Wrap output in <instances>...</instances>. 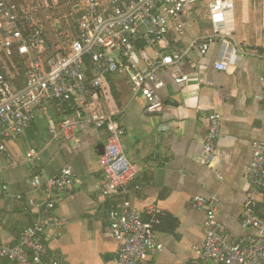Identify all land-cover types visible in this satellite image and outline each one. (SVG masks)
<instances>
[{"label":"crops","instance_id":"1","mask_svg":"<svg viewBox=\"0 0 264 264\" xmlns=\"http://www.w3.org/2000/svg\"><path fill=\"white\" fill-rule=\"evenodd\" d=\"M210 1L192 0L179 18L181 28L171 26L166 36L165 54L189 51L176 69L158 73L165 83L159 92L162 110L147 113L146 101L138 92L133 94L118 74L107 81L116 98L104 90L93 102L101 115L116 116L123 129L124 153L141 169L129 185L126 199L144 220L148 207L159 210L160 224L154 234L162 250L149 253L145 264H201L192 249L204 243L205 212L194 207L195 198L212 203L217 229L230 243L255 236L257 231L243 228L241 220L246 211L260 218L264 209L263 192L252 188L247 177L252 145L264 147V87L260 82L264 77V0H234L236 53L230 56L225 72L214 68L219 62L218 44L210 45L204 57L190 47L210 31L206 11ZM140 67L144 70L142 63ZM195 71L201 72L202 84L192 81L181 88L174 83L173 77L179 74L194 80ZM49 111L59 118L56 107ZM212 112L222 120L221 156L205 167L200 158L207 117ZM104 137V131L83 126L78 146L51 142L40 118L22 139L8 144L18 160L24 159L29 148L39 150L41 159L33 166L21 163L6 169L0 156V187L8 188L7 195L0 191V244L14 245L20 232L35 221L32 211L12 200L16 195L23 202L43 198V191L30 185L33 169L54 176L66 167L77 180L70 191L58 196L45 216L48 256L58 258L60 264H114L118 243L107 231L108 213L118 211L119 201L100 191L103 173L96 147L103 144ZM134 185L139 187L137 191ZM0 264L11 263L0 260Z\"/></svg>","mask_w":264,"mask_h":264},{"label":"built area","instance_id":"2","mask_svg":"<svg viewBox=\"0 0 264 264\" xmlns=\"http://www.w3.org/2000/svg\"><path fill=\"white\" fill-rule=\"evenodd\" d=\"M0 0V156L3 166L11 169L21 163L35 165L40 151L29 148L24 159H16L8 150L9 143L22 139L34 123L42 118L49 141L78 146L83 126L105 133L103 154L99 164L103 173L100 191L114 196L118 211L108 213L107 231L118 243L114 264H145L151 252L162 250L154 234L160 224L156 206L146 209L147 219L126 199L128 187L140 174V167L130 161L122 148V127L115 115H101L93 102L100 97L113 75L126 79L131 92L139 93L146 101V112L162 110L164 104L159 92L164 80L159 72L176 69L187 58L189 48L165 54L166 36L171 26L181 28L179 18L192 0H67L72 9L75 35L67 43H51L47 39L40 16L47 12L43 0ZM210 31L192 42L190 47L201 57L207 55L210 45L218 44V71H228L227 62L235 56L234 0H211L206 5ZM51 14V16H56ZM51 16L45 20L48 31L56 34L59 23ZM143 64L144 70L141 69ZM195 79L187 74L173 77L174 83L184 88L192 81L203 82L200 71ZM264 87V77L260 79ZM71 109L64 114L63 106ZM57 108L55 119L49 109ZM221 116L212 112L207 117V133L202 147L201 165L210 167L218 158V140L221 136ZM0 166V170H1ZM252 188L264 194V147L252 145L247 170ZM77 177L64 167L54 176L33 169L30 185L43 191L39 201L21 195L12 197L25 211L36 216L31 226L24 228L14 245L0 244V260L11 264H60L50 259L44 244L47 226L46 214L53 210L58 196L71 190ZM139 187L133 186L137 191ZM3 195L8 194L1 185ZM194 207L205 212V237L202 247L192 249L201 264H264V209L260 218L250 211L243 214V228H253L255 236H247L235 243L217 229L215 210L211 202L202 198L193 200Z\"/></svg>","mask_w":264,"mask_h":264},{"label":"rangeland","instance_id":"3","mask_svg":"<svg viewBox=\"0 0 264 264\" xmlns=\"http://www.w3.org/2000/svg\"><path fill=\"white\" fill-rule=\"evenodd\" d=\"M33 2H38L37 0H32ZM44 7H46L47 12L44 16H40V19L44 25L47 39L54 44L57 43H67L72 38H74V31L72 29L74 17L72 16V9L67 5V0H43ZM56 16H51L55 14ZM46 16H51L60 25V30L56 34L48 31L49 25L45 20ZM52 34V35H51ZM126 81L125 78H123ZM129 86V85H128ZM60 261L58 258H56Z\"/></svg>","mask_w":264,"mask_h":264},{"label":"trees","instance_id":"4","mask_svg":"<svg viewBox=\"0 0 264 264\" xmlns=\"http://www.w3.org/2000/svg\"><path fill=\"white\" fill-rule=\"evenodd\" d=\"M104 90H105V92H107L108 94H110L111 97H113L114 99L116 98V95L114 93V90L111 87H109L108 84L105 86V89ZM95 98H98V96L95 95ZM63 110L65 111L64 112L65 115H69L70 112H71V109L69 107H67L66 105L63 106Z\"/></svg>","mask_w":264,"mask_h":264},{"label":"water","instance_id":"5","mask_svg":"<svg viewBox=\"0 0 264 264\" xmlns=\"http://www.w3.org/2000/svg\"><path fill=\"white\" fill-rule=\"evenodd\" d=\"M96 150L98 152V155L101 156L103 154V144H99L97 147H96Z\"/></svg>","mask_w":264,"mask_h":264}]
</instances>
